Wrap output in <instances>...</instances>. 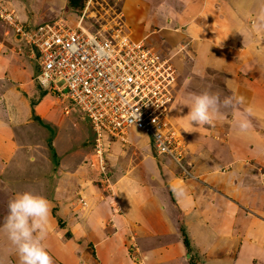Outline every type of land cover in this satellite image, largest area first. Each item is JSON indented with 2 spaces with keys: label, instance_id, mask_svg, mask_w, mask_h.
I'll use <instances>...</instances> for the list:
<instances>
[{
  "label": "crops",
  "instance_id": "1",
  "mask_svg": "<svg viewBox=\"0 0 264 264\" xmlns=\"http://www.w3.org/2000/svg\"><path fill=\"white\" fill-rule=\"evenodd\" d=\"M25 1L11 0L22 24L42 22L44 17L34 9H44L47 0L27 3L34 9ZM50 1L56 8L67 2ZM231 1L239 9L218 0H124L128 21L147 7L149 20L157 14L162 24L185 25V36L196 40L194 56L199 61L194 69L209 66L214 84L225 78L224 96L237 93L245 102L213 126L192 130L178 89L169 111L183 135L181 125L191 128L195 154L184 166L191 165L192 176H182L173 160L160 159L144 134L145 142L138 140L131 155L119 148L104 153L111 167L123 156L118 170L108 165L115 196L104 195L86 175L92 153L88 156L81 143L66 150L59 145L64 131L53 109L54 97L42 87L45 91L39 92L31 77L28 46L0 21V223L14 193L29 190L49 201L44 243L52 264H130L126 244L133 236L143 264H264V145L252 144L264 134V25L258 23L264 18V0ZM68 11L60 7L57 14ZM248 13L256 16L254 22L247 20ZM214 48L220 55L211 53ZM253 54L263 59L258 57L253 65ZM246 108H251L250 127L246 134H237L233 122ZM47 123L56 127L52 136ZM51 148L63 152L61 162L47 177L29 173V163L51 164ZM220 166L227 169L221 172ZM181 228L188 235L189 251ZM0 264H20L3 231Z\"/></svg>",
  "mask_w": 264,
  "mask_h": 264
},
{
  "label": "built area",
  "instance_id": "2",
  "mask_svg": "<svg viewBox=\"0 0 264 264\" xmlns=\"http://www.w3.org/2000/svg\"><path fill=\"white\" fill-rule=\"evenodd\" d=\"M93 1L83 0L82 9H75L72 16L65 14L28 28L7 0H0V20L28 45L38 85L67 101L65 113L75 106L89 119L90 165L97 170L100 185L111 186L104 141L127 142L130 128L147 135L156 155L168 157L183 170L188 145L169 113L177 82L171 58L143 39L123 33L117 24L95 29L86 25ZM133 111L139 114L134 125L129 122ZM134 245L131 240L128 250L133 251Z\"/></svg>",
  "mask_w": 264,
  "mask_h": 264
},
{
  "label": "rangeland",
  "instance_id": "3",
  "mask_svg": "<svg viewBox=\"0 0 264 264\" xmlns=\"http://www.w3.org/2000/svg\"><path fill=\"white\" fill-rule=\"evenodd\" d=\"M30 1L31 0H26L24 3L27 5V3H29ZM32 1H36V0H32ZM37 1L41 2V0H37ZM190 1L192 4H194L193 0H190ZM195 1H198V0H195ZM218 1H222L226 5H231L232 8L239 9V7L235 6L236 4L231 0H218ZM49 2L51 1L47 0V4L43 5L45 6L44 9L42 6H36L37 8L34 9L32 4H29L27 6L28 8H31L37 11V13L39 12L38 14L44 17L42 22H45V21H48L49 19L61 16V14H57L60 7L69 8V11L66 13V15H71V16L75 12V9H79V10L82 9V0H78V2L74 5H70L69 1L67 0L66 5H62L60 7L58 5L57 8L56 6L53 7V5L48 4ZM9 3L11 5V0H9ZM123 3H124V0H94L93 3L88 7V10L86 12V14L90 15L88 18H86V25L91 26L93 29H95L99 27H109L114 24H117L121 27L123 33H126L128 35L132 36V34L141 33V37H137L135 39H143L147 45L153 47L155 50L159 51L166 57L171 58V62L175 66L176 73H177V82L175 86L176 97H177L178 89L180 88L182 89V95H183L184 100L188 97L190 93H193V92L199 93L204 90L216 91V92H219L222 96H224L225 88H223V80L225 78L224 79L222 78V80L217 78L216 84H214V78H212V70L209 68V66L208 68H203V71L200 69L199 70L194 69L196 67V63H198L199 61L198 60L199 56H194L196 53L194 51L196 40H194L193 38H190L189 36H188L189 38L185 36L186 33L185 31H183L185 28V25L182 26L179 23L174 24L173 22L172 23L163 22L162 24L161 21L158 20L157 14L154 15L156 20L155 19L154 21L149 20V17L146 16V12L148 10L147 7L145 8L143 15L142 14L136 15L135 17L129 18V21H128L126 17V14H127L126 10H124L125 4ZM45 9H47L48 11L45 12ZM53 9H55L56 11L53 12ZM255 17L256 16L253 14H249V13L246 14V18L248 21L254 22ZM250 18H253V19H250ZM35 24H32V25H35ZM129 25L130 27H128ZM132 26L136 27L134 29V33L131 30ZM147 32L149 34H147ZM216 50L217 49L214 48L211 51V53L215 51L214 55H216L215 53L218 54V51ZM233 57H237V56H233ZM258 57L263 59V56H258ZM258 57L254 54L253 56H251L253 65L256 64V59ZM28 58H29L30 64H32V67H33L32 68L33 71L31 72L32 73L31 77L34 80L35 79L34 75H36L35 62L33 61L32 58L31 59L30 57ZM228 59L229 58L227 57V60ZM242 70H241V73L246 74V71H242ZM223 73H226V72L223 71ZM226 74L228 75V73ZM186 79H190V83L187 86H185V83H184ZM37 87H39V89L41 90L39 92L43 93L45 91V90L42 91L39 85ZM50 93L54 97V101H55V106L53 105V109L56 111L58 116L62 118V127H63L64 132L63 134H61V136H59V139H58L59 145L63 149H65L67 147H75L76 145L81 143L80 146L86 151L87 155L89 154V152L90 154L91 153L93 154V147H92L93 132L91 129L90 121L87 118V116L81 111H79L75 106H72V105H71L72 108L70 109L71 111L67 114L64 113L63 106L67 103V101L65 99H61V97H59L56 93H52V92ZM59 102L60 104H58ZM170 117L171 119H173L172 114H170ZM214 123L215 121L211 125H199V126H202L203 129L204 128L206 129V127L208 126H213ZM47 124H49V133H51V136H52V134L56 132V127H54L50 123H47ZM181 126L185 133L184 136L186 137V141H187L186 144L188 145L187 150L185 151L184 161L186 162V160H188L191 162L190 155L193 156L195 154L194 149H193V143L195 142V140L194 141L192 140V136H190V140H189V132L191 131V128L188 129L184 125H181ZM141 135H144L141 131L136 130L134 128H130L126 136L130 141L127 143L122 144L120 141H115V140L107 138L104 141V146H105L104 153L106 154L108 150L111 153L113 152V149L119 148L122 151L126 150L127 155H131L132 151L134 150V145L138 142V140H143L145 142L144 136L141 137ZM246 137L249 140H252V139L254 140V136H246ZM214 138L219 139L218 136L216 135ZM86 142H87V145L85 144ZM252 142H253L252 144L254 145V147H259V146L264 145V134L262 135V141L254 140ZM50 143L51 142H49V146H50ZM189 143H191V145H189ZM54 150L55 149H52V148L50 150L51 164H47L45 162H42L41 160H39L38 164L29 163L30 168H32L33 170L28 169V172L33 175H36V173L39 172L40 174L39 177H41L42 175L44 177H47L53 169L52 166L56 163L61 162L60 160L62 159L61 155L63 154V152L58 154ZM137 156H138V153H137ZM122 157H123L122 155H119L117 157V160L119 159V161L115 162L114 167L113 166L111 167V161H110V158L108 157L106 161H108L107 166L109 165V170L111 169L113 171L112 168H114L115 170H118L117 166H119L120 163L124 161ZM160 159L162 160L168 159L169 161H171L166 156ZM193 163H190V164H193ZM86 168H87L86 175L90 179H92L93 183L97 184V186L102 188L104 195H114L115 196L114 185L112 183V180H110L111 186L104 187L102 184L100 185V183L98 182V179H97L98 175H97V170L95 169V167L93 166L91 168L89 164L87 163ZM182 169L187 170L190 173H192L191 165H188V166L185 165L184 168ZM225 169H227L225 166L219 167V170L221 172L224 171ZM183 170H181L182 176L185 175ZM262 170H264V167H262ZM19 173H21V170H19L16 175H19ZM46 191H47V188L45 187V193ZM186 236L188 238L187 234ZM131 240L135 244L133 247V251L128 250V246L130 245L129 242ZM182 240H183V235H182ZM188 241H189V238H188ZM126 250L129 256L130 264H143V261H141L140 259V251L138 250L134 236L131 237L128 243L126 244ZM187 250L189 251L188 248Z\"/></svg>",
  "mask_w": 264,
  "mask_h": 264
},
{
  "label": "clouds",
  "instance_id": "4",
  "mask_svg": "<svg viewBox=\"0 0 264 264\" xmlns=\"http://www.w3.org/2000/svg\"><path fill=\"white\" fill-rule=\"evenodd\" d=\"M7 5L13 9L9 0H7ZM39 23L31 27L26 24L25 26L34 28ZM258 23L264 25V18H260ZM9 28L16 32L11 26ZM184 83L187 86L190 79H186ZM244 102V97L237 93L222 96L219 92L204 90L199 93H190L181 105L188 107L187 123L194 130L198 125H211L215 120L226 117L232 108L243 105ZM250 115L251 108H246L233 122V129L237 134L247 133L250 127ZM138 118L139 114L133 111L129 122L134 125ZM49 212L47 198L29 190L14 193L8 201L7 214L0 223V231L6 233L19 257L20 264H52L51 256L44 243Z\"/></svg>",
  "mask_w": 264,
  "mask_h": 264
},
{
  "label": "trees",
  "instance_id": "5",
  "mask_svg": "<svg viewBox=\"0 0 264 264\" xmlns=\"http://www.w3.org/2000/svg\"><path fill=\"white\" fill-rule=\"evenodd\" d=\"M68 1H69L70 5H74V4H76L78 2V0H68ZM59 224L61 226V222H59ZM67 235H69V233H67ZM182 235H183V243L186 246V248L189 249V241H188V238H187L183 228H182ZM189 264H194V263L192 261H190Z\"/></svg>",
  "mask_w": 264,
  "mask_h": 264
}]
</instances>
